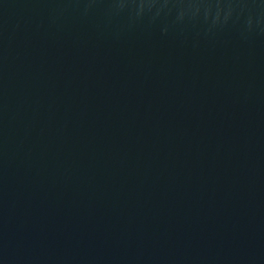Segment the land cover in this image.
<instances>
[{"label": "water", "instance_id": "1", "mask_svg": "<svg viewBox=\"0 0 264 264\" xmlns=\"http://www.w3.org/2000/svg\"><path fill=\"white\" fill-rule=\"evenodd\" d=\"M0 264H264V0H0Z\"/></svg>", "mask_w": 264, "mask_h": 264}]
</instances>
